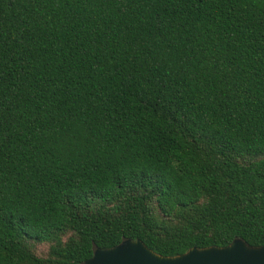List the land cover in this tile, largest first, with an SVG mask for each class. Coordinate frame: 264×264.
Masks as SVG:
<instances>
[{
    "label": "trees",
    "instance_id": "trees-1",
    "mask_svg": "<svg viewBox=\"0 0 264 264\" xmlns=\"http://www.w3.org/2000/svg\"><path fill=\"white\" fill-rule=\"evenodd\" d=\"M264 243V0H0V264Z\"/></svg>",
    "mask_w": 264,
    "mask_h": 264
},
{
    "label": "water",
    "instance_id": "water-1",
    "mask_svg": "<svg viewBox=\"0 0 264 264\" xmlns=\"http://www.w3.org/2000/svg\"><path fill=\"white\" fill-rule=\"evenodd\" d=\"M85 264H264V243L252 246L236 238L224 246L191 247L176 255H161L140 239H125L94 248Z\"/></svg>",
    "mask_w": 264,
    "mask_h": 264
},
{
    "label": "snow or ice",
    "instance_id": "snow-or-ice-1",
    "mask_svg": "<svg viewBox=\"0 0 264 264\" xmlns=\"http://www.w3.org/2000/svg\"><path fill=\"white\" fill-rule=\"evenodd\" d=\"M252 2L254 3V2H255V0H252Z\"/></svg>",
    "mask_w": 264,
    "mask_h": 264
}]
</instances>
